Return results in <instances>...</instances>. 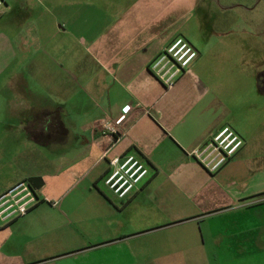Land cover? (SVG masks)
<instances>
[{
	"label": "crops",
	"instance_id": "crops-1",
	"mask_svg": "<svg viewBox=\"0 0 264 264\" xmlns=\"http://www.w3.org/2000/svg\"><path fill=\"white\" fill-rule=\"evenodd\" d=\"M29 1L0 10V194L30 176L43 185L24 215L0 220V264L260 262L264 169L246 175L237 102L222 97L221 68L246 45L215 29L213 4ZM177 36L197 56L166 88L150 64ZM253 86L264 92L261 75ZM125 106L126 133H103ZM224 125L244 143L210 173L190 151ZM125 154L149 172L118 198L103 179L109 157Z\"/></svg>",
	"mask_w": 264,
	"mask_h": 264
},
{
	"label": "built area",
	"instance_id": "built-area-1",
	"mask_svg": "<svg viewBox=\"0 0 264 264\" xmlns=\"http://www.w3.org/2000/svg\"><path fill=\"white\" fill-rule=\"evenodd\" d=\"M5 2L0 0V10ZM197 56V50L183 36L175 37L151 62V72L170 88L178 77L189 70ZM130 106H125L115 119H106L101 131L114 139L126 133L123 129L128 119ZM243 138L229 125H224L210 138L190 151L208 172L214 173L242 147ZM110 169L103 181L105 186L118 198L132 192L148 175L149 168L144 161L133 154L114 155L108 159ZM36 193L26 180H20L0 194V220L9 221L24 215L36 202Z\"/></svg>",
	"mask_w": 264,
	"mask_h": 264
},
{
	"label": "rangeland",
	"instance_id": "rangeland-1",
	"mask_svg": "<svg viewBox=\"0 0 264 264\" xmlns=\"http://www.w3.org/2000/svg\"><path fill=\"white\" fill-rule=\"evenodd\" d=\"M50 2L52 0H46L45 4ZM29 3L34 4L33 0ZM204 4H213L212 9L218 22L216 30L229 31L233 38L232 43H235L237 48L246 45L243 58L231 56L228 63H224L221 68V74L224 76L222 97L227 103L237 102V127L247 135L248 142L238 156L247 155L252 159V169L249 171V168L246 175L256 174L258 166L264 169V92H256L253 86H257L259 75L264 80V0H204ZM178 11L181 14V11ZM177 16L175 11V17ZM194 22V16L191 14L189 31L194 35L192 37H197L199 30ZM106 190L110 192L107 188ZM250 264H264V256L260 262L255 260Z\"/></svg>",
	"mask_w": 264,
	"mask_h": 264
},
{
	"label": "water",
	"instance_id": "water-1",
	"mask_svg": "<svg viewBox=\"0 0 264 264\" xmlns=\"http://www.w3.org/2000/svg\"><path fill=\"white\" fill-rule=\"evenodd\" d=\"M26 181L29 183L30 187L37 191L40 189V187L43 185V180L39 176H30L26 179Z\"/></svg>",
	"mask_w": 264,
	"mask_h": 264
}]
</instances>
